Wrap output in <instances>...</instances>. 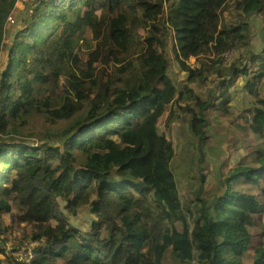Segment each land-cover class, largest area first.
<instances>
[{
  "label": "trees",
  "instance_id": "trees-1",
  "mask_svg": "<svg viewBox=\"0 0 264 264\" xmlns=\"http://www.w3.org/2000/svg\"><path fill=\"white\" fill-rule=\"evenodd\" d=\"M15 2L0 0V264H264V0H42L6 45ZM254 13L262 48L216 81L251 43ZM241 78L255 144H234L239 162L223 175L205 110L230 114ZM215 81L210 101L196 92ZM178 117L199 139L186 158ZM19 203L42 222L13 218ZM19 222L32 227L31 259L7 251Z\"/></svg>",
  "mask_w": 264,
  "mask_h": 264
},
{
  "label": "rangeland",
  "instance_id": "rangeland-1",
  "mask_svg": "<svg viewBox=\"0 0 264 264\" xmlns=\"http://www.w3.org/2000/svg\"><path fill=\"white\" fill-rule=\"evenodd\" d=\"M248 22L250 23V35H251V43L248 46L241 47L237 50L232 51L228 54L227 61L220 64L217 69L214 70L212 74V78L219 80L220 78L217 76L218 73L230 70V65L233 61L237 59H241L240 66L249 65L250 60L249 54L252 52H258L262 46V37H261V28L263 24L262 16L258 13H254L246 17ZM21 22L19 19L10 17L8 19V24L6 25V37L5 42L6 45H10L14 38H15V28L17 25H20ZM198 54H193L190 59L189 63L195 67L197 63ZM243 64V65H242ZM171 70L172 75L176 81V84L182 83L187 79L188 73L181 70L179 67L178 62L175 59V55H172L171 58ZM215 82H209L204 86H196V92L203 98V99H213V96L218 94V90L215 87ZM248 83L247 78H241L238 82V86L233 88L232 90V110L231 113L228 115L219 114L217 112H213L211 109L205 110L206 117L209 119V131L212 134V139L216 146H214L215 154L219 153L220 149L222 152L219 154L217 158H209L210 163L216 164V168L219 167L221 161H226L225 164L222 166V174L225 175L227 171L236 165L239 162V157L237 152L235 151L234 144L238 145L242 150L248 152L251 151L252 147L255 144L254 137H249L245 135L242 129L243 122L241 121V114L244 109L249 108L252 103L251 94L248 92L246 84ZM260 90L264 94V82L260 84ZM218 99V98H216ZM215 99V100H216ZM188 121H183L181 118H177V120L172 122L173 132L176 136L175 147L179 151L177 154L179 156H185V158L189 155L192 147L188 144L187 141L195 139L198 141L199 139L192 133L190 129H188ZM226 147L230 149V151L226 150ZM177 159L174 164L175 173L180 177L181 180L187 179L186 172L189 169H186L185 166H188L190 160H182ZM207 163H204L200 168L206 166ZM208 170L211 171L213 169L212 166L207 164ZM193 175H196V172H192ZM215 171L211 173L212 177H215ZM210 177V178H212ZM196 179V178H194ZM197 181V180H195ZM20 204V203H19ZM21 210L19 206L15 207L16 216L13 217L16 220L20 218H24L27 222L33 223L38 222L41 223L42 220L40 219L42 214L44 213L43 209L38 208L35 210L36 216L38 220H35L29 216V212H31L30 208H26L23 204H20ZM32 213V212H31ZM86 213L83 212L81 214V218L84 220V223H87ZM6 220H11L10 216L6 217ZM77 220V219H72ZM80 223V221H76ZM26 228V230H25ZM31 225H25L22 222L14 225V228H11L10 232V241L7 244V251L13 254L17 260H25L26 256L28 255L27 259H31L33 257L31 244L34 241H30L26 239L25 235L28 234L31 230ZM13 240H16L17 244L22 243V248L14 250L13 249Z\"/></svg>",
  "mask_w": 264,
  "mask_h": 264
},
{
  "label": "built area",
  "instance_id": "built-area-1",
  "mask_svg": "<svg viewBox=\"0 0 264 264\" xmlns=\"http://www.w3.org/2000/svg\"><path fill=\"white\" fill-rule=\"evenodd\" d=\"M42 0H17L15 9L13 10V17L23 21L28 17Z\"/></svg>",
  "mask_w": 264,
  "mask_h": 264
},
{
  "label": "clouds",
  "instance_id": "clouds-1",
  "mask_svg": "<svg viewBox=\"0 0 264 264\" xmlns=\"http://www.w3.org/2000/svg\"><path fill=\"white\" fill-rule=\"evenodd\" d=\"M16 1H17V0H16ZM15 6H16V2H15ZM15 6H14L13 10L15 9ZM13 10H12L11 14L9 15L8 19H9L10 17H13V15H12ZM33 12H34V11H33ZM33 12H32V13H33ZM32 13H31V14H32ZM31 14H30V15H31ZM30 15H29V16H30ZM29 16H28V17H29ZM28 17H26L23 21H20V22L23 23ZM7 24H8V22H7Z\"/></svg>",
  "mask_w": 264,
  "mask_h": 264
}]
</instances>
